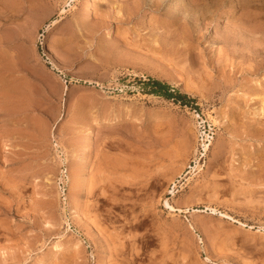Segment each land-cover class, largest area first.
<instances>
[{
	"label": "rangeland",
	"instance_id": "1",
	"mask_svg": "<svg viewBox=\"0 0 264 264\" xmlns=\"http://www.w3.org/2000/svg\"><path fill=\"white\" fill-rule=\"evenodd\" d=\"M0 264H264V0H0Z\"/></svg>",
	"mask_w": 264,
	"mask_h": 264
},
{
	"label": "trees",
	"instance_id": "2",
	"mask_svg": "<svg viewBox=\"0 0 264 264\" xmlns=\"http://www.w3.org/2000/svg\"><path fill=\"white\" fill-rule=\"evenodd\" d=\"M143 83L145 84V90L147 92L165 96L166 98L173 99L182 104H189L191 101H194L187 93L181 92L164 80L149 77L148 80H143Z\"/></svg>",
	"mask_w": 264,
	"mask_h": 264
},
{
	"label": "bare ground",
	"instance_id": "3",
	"mask_svg": "<svg viewBox=\"0 0 264 264\" xmlns=\"http://www.w3.org/2000/svg\"><path fill=\"white\" fill-rule=\"evenodd\" d=\"M222 15V12H219V14H218V18H220L221 19V16ZM206 146H208V145H206ZM213 212H216L217 210L215 209V208H213V210H212ZM220 213V215L221 216H223V217H227V218H230V219H232V220H234V221H238V222H241V221H239V220H237V219H235L233 216H231V215H229V214H227V213H225V212H219ZM60 246V245H59ZM57 251V250H56Z\"/></svg>",
	"mask_w": 264,
	"mask_h": 264
}]
</instances>
